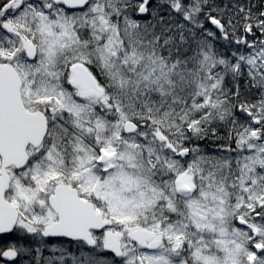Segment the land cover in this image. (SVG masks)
Masks as SVG:
<instances>
[{
    "label": "snow or ice",
    "instance_id": "obj_1",
    "mask_svg": "<svg viewBox=\"0 0 264 264\" xmlns=\"http://www.w3.org/2000/svg\"><path fill=\"white\" fill-rule=\"evenodd\" d=\"M0 264H264V0H0Z\"/></svg>",
    "mask_w": 264,
    "mask_h": 264
}]
</instances>
